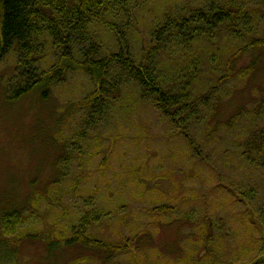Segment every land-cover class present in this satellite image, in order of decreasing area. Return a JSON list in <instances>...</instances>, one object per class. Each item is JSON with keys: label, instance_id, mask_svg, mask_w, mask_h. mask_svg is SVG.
Segmentation results:
<instances>
[{"label": "rangeland", "instance_id": "1", "mask_svg": "<svg viewBox=\"0 0 264 264\" xmlns=\"http://www.w3.org/2000/svg\"><path fill=\"white\" fill-rule=\"evenodd\" d=\"M138 2L132 24L138 29L136 52L154 19L203 4ZM97 34L114 47L106 27L99 26ZM253 58L240 57L238 67ZM15 62L10 54L0 66V210L20 206L25 217L17 236L1 240L0 264H203L208 235L210 247L228 260L255 248L264 199V171L255 164L264 152L252 149L254 163L244 162L248 138L240 121L234 127L229 122L245 105L258 114L255 130L264 127L263 56L243 86L220 95L215 116L205 114L190 125L207 161L195 156L170 121L143 104L118 106L88 127L84 98L93 86L80 71L54 86L47 100L36 92L9 100L5 81ZM65 156L69 164L62 172L57 164ZM253 185L254 195L244 196ZM85 214L101 216L89 235L126 249L106 261L95 246L64 245ZM47 240L61 246L50 249Z\"/></svg>", "mask_w": 264, "mask_h": 264}, {"label": "trees", "instance_id": "2", "mask_svg": "<svg viewBox=\"0 0 264 264\" xmlns=\"http://www.w3.org/2000/svg\"><path fill=\"white\" fill-rule=\"evenodd\" d=\"M140 6L138 0H0V66L10 54L16 59L15 71L6 75L7 97L18 100L36 92L47 100L54 86L80 71L93 86L84 98L88 127L118 106L143 104L170 121L195 156L207 161L190 125L205 114L215 116L220 95L230 96L256 71L260 56L264 57V0H203L198 7L167 12L152 21L136 52L133 41L138 29L132 24ZM99 26L114 36L113 48L98 39ZM246 54L254 58L239 68L238 60ZM257 117L242 105L229 122L232 127L236 121L243 125L250 147L241 157L250 164L252 149L264 152V127L255 130ZM257 160L255 167L264 171V160ZM68 161L60 157L58 169L64 172ZM227 186L236 190L234 184ZM256 190L253 185L242 194L249 197ZM20 208L0 210V243L19 234L25 217ZM258 211L262 227L252 242L254 249L228 260L218 248L210 247L208 235L203 264H264V199ZM83 216L71 226L64 245L95 246L106 261L126 249L127 245H111L89 235L88 229L101 216ZM47 244L50 249L61 246L59 240Z\"/></svg>", "mask_w": 264, "mask_h": 264}]
</instances>
